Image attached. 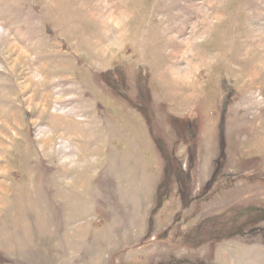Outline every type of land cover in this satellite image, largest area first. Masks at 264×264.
Wrapping results in <instances>:
<instances>
[{
	"label": "rangeland",
	"instance_id": "1",
	"mask_svg": "<svg viewBox=\"0 0 264 264\" xmlns=\"http://www.w3.org/2000/svg\"><path fill=\"white\" fill-rule=\"evenodd\" d=\"M0 264H264V0H0Z\"/></svg>",
	"mask_w": 264,
	"mask_h": 264
}]
</instances>
